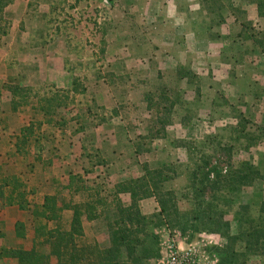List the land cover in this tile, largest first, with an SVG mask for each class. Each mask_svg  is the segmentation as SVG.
Instances as JSON below:
<instances>
[{
    "label": "rangeland",
    "instance_id": "1",
    "mask_svg": "<svg viewBox=\"0 0 264 264\" xmlns=\"http://www.w3.org/2000/svg\"><path fill=\"white\" fill-rule=\"evenodd\" d=\"M140 1L144 0H109V11L104 0H82L84 37L78 26L64 25V37H28L39 49L37 60L32 53L10 48L2 37L8 32V20L0 11V185L8 184L6 197H12L11 191L24 193L31 207L5 205L0 197V248L19 243L18 221L26 224L24 245L32 247L35 219L45 223L35 212L46 195L55 196L60 204L71 199H103L110 204L116 184L144 175L148 165L167 167L172 179L165 188L175 191L178 203V213L155 229L161 256L153 264H163L171 249L190 253L200 264L232 260L264 264V254L246 247L247 238L242 236L252 225L264 228V46L258 42L264 41V17H256V5L250 0H205V15L212 24L218 25L222 15L237 17L242 32L225 37L221 59H216L217 51L205 62L207 52L196 54L194 62L202 60L194 65L196 71L209 72V77L196 75L183 82L176 56H184V43L166 53L162 43L167 37H106L120 22L124 27L131 23L134 32L140 28L132 14L136 11L126 8ZM70 10L56 12L57 17L65 14L64 20L74 24ZM229 24L226 34H236ZM208 61L214 66L206 70ZM30 65L37 66L33 72ZM14 84L31 88L23 91L25 98H15L17 110L12 108L10 91ZM163 92L174 103L172 123L165 130L157 113L166 102ZM51 97L56 109L44 117L40 101ZM48 119L53 122H45ZM30 123L35 124L32 142L20 151L21 129ZM246 164L261 176L241 185L235 171ZM195 172L198 185L206 187L201 199L206 212L199 219L194 217L202 209L191 183ZM76 187L82 188L80 193H75ZM121 197L129 202V195ZM141 205L145 214L158 211L154 198ZM221 216L230 223L229 234L239 236L236 242L212 231ZM71 217L72 211L63 212L65 226ZM105 219L84 223L87 239L103 247L109 245ZM0 264L16 263L0 257Z\"/></svg>",
    "mask_w": 264,
    "mask_h": 264
},
{
    "label": "trees",
    "instance_id": "2",
    "mask_svg": "<svg viewBox=\"0 0 264 264\" xmlns=\"http://www.w3.org/2000/svg\"><path fill=\"white\" fill-rule=\"evenodd\" d=\"M251 1L256 4L258 15L264 17V0ZM258 42L260 46H264V41ZM183 76H190L191 79V76L196 75L185 73ZM24 90H31V88H25L19 84L10 87L14 110L19 108V103L15 98L18 95L24 97L23 93L27 96ZM161 96L166 102L159 105L158 122L165 130L166 126L172 123L174 103L170 102L165 92ZM55 103L54 97L41 99L39 109L44 117L52 114L51 111L56 109ZM242 120L246 119L242 118ZM45 122L53 121L48 119ZM34 125L30 123L21 129L22 136L18 140V147H20L18 150L21 151V148L29 146L32 142L30 137L35 132ZM136 152L139 153V149H136ZM144 169V175L116 184L110 204L104 203L103 199H83L82 201L71 199L60 204L55 196L46 195L39 210L35 212L36 218L45 220V223L40 220L37 223L35 219V237L32 247L28 248L24 245L23 240L27 236L26 224L18 221L15 228L19 243L13 247L0 248V257L13 259L16 264H153L152 260L161 256L159 237L155 229L161 227L165 218L170 217L173 212L178 213V203L175 191L165 188V185L172 179L167 175V167L153 169L145 165ZM235 173L241 185H249L261 176L260 171L251 164L237 169ZM11 178L16 182L21 181L17 176ZM191 183L196 192V198L200 200L197 206L202 209L201 213L194 218H204L205 202L201 199H205L206 187L198 185L197 172L192 173ZM7 185V183L0 185V197L5 205H16L21 210H29L31 207L24 193L11 191L12 197L9 195L6 197L4 187ZM81 190L82 188L76 187L74 191L80 193ZM122 194L129 195V202L122 199ZM15 195L20 197L16 199ZM147 198H154L158 204V211L154 214L148 215L143 212L141 202ZM98 205L103 206L104 209L99 211ZM65 210L72 211L68 226L63 224ZM107 213H109L108 216ZM103 216L106 218L109 237V245L106 247L96 240L89 241L84 228L86 221L100 219ZM215 220L217 227L212 231L232 238L235 242L239 239V236L229 234L230 223L222 216ZM242 236L247 238L246 247L252 250L255 248L257 252L264 254V228L262 226L252 225ZM235 263V260L230 262V264Z\"/></svg>",
    "mask_w": 264,
    "mask_h": 264
},
{
    "label": "crops",
    "instance_id": "3",
    "mask_svg": "<svg viewBox=\"0 0 264 264\" xmlns=\"http://www.w3.org/2000/svg\"><path fill=\"white\" fill-rule=\"evenodd\" d=\"M104 1L105 6H107L106 9L112 11V5L109 0ZM190 1L191 0H144L140 1V3L134 7L128 5L126 8L129 12L136 11V13L132 14L135 18V22L140 24V28L134 32L131 28V23L128 27H124L121 26L123 22H120L111 33L108 35L106 34V37H113V40L115 37H167V39H164V43H162L163 50L165 49L166 53H170L171 49H174L179 43H184L186 45L184 56H176V60L181 69V81L184 82L186 80L189 82L190 76H183L185 73L198 76L208 75L209 77V72L205 74L206 71L200 73L196 71L197 68L194 65L196 63L202 64V60H200V62H194L198 56L196 54L201 56L202 52H207V54H202L205 62V60H207L205 58L210 54H216L217 51L216 59H221L220 54H222L223 48L227 44L225 37H238L242 32L243 25L242 21L237 17L228 18L226 15H222L219 18L220 22L218 25L212 24L210 18L205 15L207 12L205 0H196V2ZM65 2L71 3L66 6ZM81 2L82 0H0V11H2L6 21L8 20V32L2 37H6V42L11 44L10 48H14L17 51L20 50L21 52L32 53L34 55L33 57L37 60L38 57L36 56H38L39 49L32 45L30 40H27L28 37H64L63 25L69 27L78 26L81 36L84 37L81 32V28H83L82 25L85 22L81 18L83 14ZM195 6L196 9L194 8ZM69 9H71V13L76 18L74 24L71 21V23H69L64 20L65 14H61L62 16L60 15L57 17L56 12L65 13L64 11H69ZM257 11L258 10H256V12ZM255 15L256 17L259 16L258 12ZM206 19L208 22H205ZM225 24H229L232 28H236V34L230 32L226 34ZM143 26L145 27L143 28ZM152 28H154L155 31H152ZM68 32H70V30ZM86 35L91 37L88 33H86ZM102 35L101 31H99V37H102ZM70 37L76 36L71 34ZM171 38L173 41H169ZM212 50L213 52H211ZM53 54L52 57L54 56L55 58V53ZM59 58H61V56H58L56 59ZM221 65L222 67L224 66L223 63H219L218 66L221 67ZM30 66V72H33L31 68L33 70L37 67L36 65L33 67L32 65ZM213 66L211 61H208L206 70ZM212 83L213 85H220L214 81Z\"/></svg>",
    "mask_w": 264,
    "mask_h": 264
},
{
    "label": "built area",
    "instance_id": "4",
    "mask_svg": "<svg viewBox=\"0 0 264 264\" xmlns=\"http://www.w3.org/2000/svg\"><path fill=\"white\" fill-rule=\"evenodd\" d=\"M163 264H200L190 253L180 250H169L167 257L162 259Z\"/></svg>",
    "mask_w": 264,
    "mask_h": 264
}]
</instances>
